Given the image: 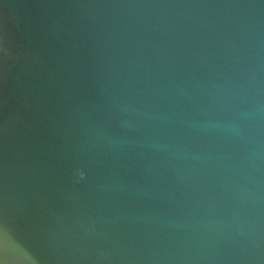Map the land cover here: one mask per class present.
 I'll use <instances>...</instances> for the list:
<instances>
[{
    "label": "water",
    "instance_id": "95a60500",
    "mask_svg": "<svg viewBox=\"0 0 264 264\" xmlns=\"http://www.w3.org/2000/svg\"><path fill=\"white\" fill-rule=\"evenodd\" d=\"M0 264H264V0H0Z\"/></svg>",
    "mask_w": 264,
    "mask_h": 264
}]
</instances>
